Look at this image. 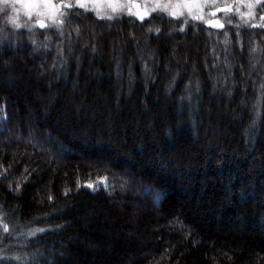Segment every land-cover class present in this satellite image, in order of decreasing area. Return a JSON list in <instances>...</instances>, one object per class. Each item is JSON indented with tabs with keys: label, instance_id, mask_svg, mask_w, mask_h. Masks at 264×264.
Listing matches in <instances>:
<instances>
[{
	"label": "trees",
	"instance_id": "trees-1",
	"mask_svg": "<svg viewBox=\"0 0 264 264\" xmlns=\"http://www.w3.org/2000/svg\"><path fill=\"white\" fill-rule=\"evenodd\" d=\"M157 16L0 13V264H264V28Z\"/></svg>",
	"mask_w": 264,
	"mask_h": 264
},
{
	"label": "snow or ice",
	"instance_id": "snow-or-ice-1",
	"mask_svg": "<svg viewBox=\"0 0 264 264\" xmlns=\"http://www.w3.org/2000/svg\"><path fill=\"white\" fill-rule=\"evenodd\" d=\"M218 3H223L224 6L219 7ZM9 7L12 9L13 14L11 15L7 14ZM258 7H264V0H232L231 3L229 0H0V13L5 14L4 23L10 25L14 32L26 29L32 33L29 39L33 45L36 44V29L49 30L63 35L65 23L71 16H85L88 13H94L96 19L109 21L122 19L126 15L134 18L131 20L132 23L136 20L143 23L146 19L151 22L153 14H158L156 18L163 19L166 15L170 20H181L184 26L198 22L211 28L223 29L224 23H221L220 19H215L218 13H223L229 24H232L237 15L244 24H249V21L255 18ZM213 8V11H207ZM242 8L246 11H242ZM22 17L26 19L22 20ZM259 21L260 23L251 26L264 28V15L259 16ZM4 30L0 27V33ZM179 30L184 31L185 28L181 27ZM75 31L79 32V27ZM148 31L160 32V28L150 27ZM224 35L225 43H227L228 34L225 32ZM3 39L4 37L0 36V41ZM45 40H51V36H45ZM42 46L47 47V44ZM33 51H39V47L33 48ZM2 112L3 109L0 108V113ZM4 120L6 116L0 115V121ZM83 186L92 191H97L100 187L105 189L110 187L107 176L99 177L96 182H88ZM80 187L81 185L77 183V188ZM123 187L124 184H121V188ZM145 191L150 193L151 190ZM65 195H67V190ZM49 199L52 198L49 197ZM0 228L5 234L11 231L9 225L2 221H0ZM44 231H46L44 228H35L31 229L27 235L34 237L37 233ZM2 251L0 249V252ZM3 259L20 260L21 257L17 255L9 258L0 255V260Z\"/></svg>",
	"mask_w": 264,
	"mask_h": 264
},
{
	"label": "rangeland",
	"instance_id": "rangeland-1",
	"mask_svg": "<svg viewBox=\"0 0 264 264\" xmlns=\"http://www.w3.org/2000/svg\"><path fill=\"white\" fill-rule=\"evenodd\" d=\"M229 2L231 3L232 0H229ZM217 6H219V7H223L224 4H223V3H218ZM17 7H20V6L17 5ZM258 9H260V11H262V10L264 11V7H258L257 10H256V13H257ZM133 10L135 11V9H133ZM213 10H214V8H213V9H207V11H213ZM242 11H246V9H243V8H242ZM7 14H8V15L13 14V13H12V9H11V7H9V8L7 9ZM219 14H220V13L217 14V16L215 17V19H220V21H221V18L219 17ZM260 15H264V12H260L259 15H258V17H257V19H256V17L254 18V19L257 20V21L255 22V24L260 23V21H259V16H260ZM23 19H26V17H22V20H23ZM221 23H222V21H221Z\"/></svg>",
	"mask_w": 264,
	"mask_h": 264
}]
</instances>
